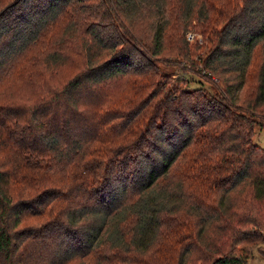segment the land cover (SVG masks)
<instances>
[{
	"label": "trees",
	"instance_id": "1",
	"mask_svg": "<svg viewBox=\"0 0 264 264\" xmlns=\"http://www.w3.org/2000/svg\"><path fill=\"white\" fill-rule=\"evenodd\" d=\"M167 3L0 0V83L22 77L35 91L30 99L0 93V264H248L240 245L264 241L263 206L246 210L235 198L243 188L264 203V149L253 140L254 112L264 104V0ZM214 5L223 8L218 14L239 10L195 72L214 74L222 86L211 93L168 87L166 77L159 83L165 75L152 60L165 41L176 36L186 57L184 30L204 15L209 23L204 9ZM134 23L148 29L146 42ZM258 44L256 82L242 97ZM78 46L81 69L57 81ZM132 71L151 73L146 85L158 81L124 113L101 88ZM162 84V101L150 102ZM29 219L40 226H23ZM210 227L227 250L189 256Z\"/></svg>",
	"mask_w": 264,
	"mask_h": 264
},
{
	"label": "rangeland",
	"instance_id": "2",
	"mask_svg": "<svg viewBox=\"0 0 264 264\" xmlns=\"http://www.w3.org/2000/svg\"><path fill=\"white\" fill-rule=\"evenodd\" d=\"M173 0H168L167 7L169 8L172 4ZM239 0H237L238 2ZM241 3L239 2L237 6H239ZM106 6V4H104ZM104 6H101V11L104 9ZM174 11H177L179 7L173 8ZM223 8L219 6H215L213 10L209 8V6H206L204 9V13L207 15L210 14L212 19L209 23H207V20L204 19V16H201L199 20L193 19L191 20V24L184 30L183 35L185 34V40L188 44V54L186 57L178 54L176 52L177 49H175L176 45H179L181 41L176 40V36H172L170 39L168 38L165 41V50L160 53L156 59L154 58L152 61V64L160 73H163L165 76L161 77L159 83L163 82V79L166 77L169 80V86H173L174 84H179L180 87H187V88H193V87H202L203 90L207 92H215L216 87H221L222 83L219 81L216 76L213 74L211 76L203 75L202 70L199 71V73L195 72L197 68H200L202 66L201 57L204 58V56L213 49L214 45L217 44L218 35L221 34L226 27V23L234 17L236 14V11L239 9H231L229 8L228 12L226 13H220L218 14V11L222 10ZM111 13V12H109ZM113 14V12H112ZM219 16V17H217ZM112 17V15H109L105 19V22H113L112 19H108ZM152 18V15L150 19ZM231 18V19H230ZM59 30L64 27L62 22H58L57 26H59ZM209 25V27L204 31V27ZM130 26V25H128ZM130 28H135L137 33L142 34L138 38L144 42H146L145 33L147 32V28L141 27L139 23H134L133 27L130 26ZM142 28V29H141ZM113 31H116L113 29ZM172 31V30H171ZM214 31V32H213ZM177 32L180 34V29L177 30ZM213 32V33H212ZM79 42L77 41V44ZM78 48H74L71 51L70 56L66 59L67 62H64V65H62L59 69V73L56 76V80L59 82H64L68 80L70 77H72L78 70L81 69V56L80 51H78ZM260 58V44L257 45V47L254 50L253 57L251 59V62L247 68V75H246V81L245 85L241 90V96L247 97L249 93L252 92L254 84L256 82V76H257V66ZM151 73H145L141 75H137L131 72V74L127 76H123L120 78H116L115 80L110 81L106 84L104 88H101V92L104 93L105 97L107 98L108 102H110V105L113 109H116V107L123 109L124 113L130 110L132 107H136L140 104V100L144 98V96H147V93L150 95L155 92L156 86H152L155 84L158 80H156L151 86L146 85L149 83V78L147 77ZM157 77L159 78V75H151V78ZM183 77L185 79H183ZM226 77V75H220L219 78ZM165 79V80H166ZM186 80V81H185ZM146 85V86H145ZM138 91L140 92L138 94ZM158 93L157 95L150 100V102H159L162 101L165 93L167 92V89L162 84L160 88H157ZM3 92L6 95L9 96H20L22 98L30 99L35 91L32 92L30 85L23 82L22 77H16V78H10L7 80H4L0 83V93ZM151 96V95H150ZM255 113V121L258 122L259 125L254 126V134H253V140L255 143H257L260 147L264 149V104L257 108ZM149 111L144 112L143 118H141V125L144 124L148 118ZM189 192L190 193H196L200 190V185H195L194 187L189 186ZM233 195V194H232ZM238 195V196H237ZM235 195V198L237 199L236 204H242L244 200L246 202V210H249L251 207H260L263 206L264 203H255L252 200L249 199L248 194H246L245 191H242L241 193ZM235 204V206H236ZM262 204V205H261ZM221 219L213 220L210 222L209 226L217 227L219 225V221ZM41 220H34L29 219L25 224L23 223V226H28L32 228H37L40 226ZM200 241V240H199ZM39 243V242H38ZM48 244H46L47 246ZM226 241L223 240V237H221L220 234H218L216 231L211 230L205 232L204 238L200 241L199 244H197L196 248H191L189 252V256L197 255L206 258L208 255H217L220 253H223V250H227V247H225ZM45 246V247H46ZM244 247L245 253H247V263L248 264H264V241H254L249 244L242 243ZM38 244L34 243L33 245H28L27 250L24 254L30 255L33 252V248L37 249ZM49 247V246H48ZM184 248V244L181 248L176 247L171 250H169L170 253L173 251L181 252ZM41 252V251H40ZM46 252V250H44ZM51 250L49 251V253ZM205 256H204V255ZM117 258L106 260V262H103L102 264H114ZM101 264L98 261L95 260H87V262L82 261L81 259H72L67 264ZM200 263V262H198ZM207 264V262H206Z\"/></svg>",
	"mask_w": 264,
	"mask_h": 264
}]
</instances>
